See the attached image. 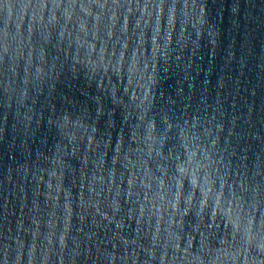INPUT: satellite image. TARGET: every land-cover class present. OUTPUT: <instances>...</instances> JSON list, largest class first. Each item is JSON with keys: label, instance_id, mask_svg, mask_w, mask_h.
<instances>
[{"label": "water", "instance_id": "1", "mask_svg": "<svg viewBox=\"0 0 264 264\" xmlns=\"http://www.w3.org/2000/svg\"><path fill=\"white\" fill-rule=\"evenodd\" d=\"M0 264H264V0H0Z\"/></svg>", "mask_w": 264, "mask_h": 264}]
</instances>
